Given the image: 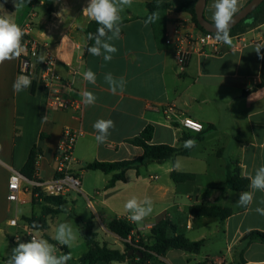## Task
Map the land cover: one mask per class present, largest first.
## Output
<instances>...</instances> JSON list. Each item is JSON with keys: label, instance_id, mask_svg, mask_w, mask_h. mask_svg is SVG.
<instances>
[{"label": "crops", "instance_id": "crops-1", "mask_svg": "<svg viewBox=\"0 0 264 264\" xmlns=\"http://www.w3.org/2000/svg\"><path fill=\"white\" fill-rule=\"evenodd\" d=\"M154 1L171 6L155 22L162 31L159 34L154 23L147 27L144 24L149 14L148 4ZM186 1L190 0H133L132 5L121 13L120 38L111 41L118 51L110 62H106L102 56H93L87 51L86 30L92 21L83 15L82 9L88 0H30L18 11L12 0L7 3L0 0L4 5L0 15H9L20 27L33 20L30 38L46 45L55 55L57 70L62 76L70 78L67 65L74 64L81 73L91 69L97 78L95 85L85 81L81 74L74 79L71 96L82 100L81 93L87 90L97 97L94 106L83 104L77 115L72 111L46 108L43 89L30 79L29 87L19 92L14 90L18 78L24 77L18 72L20 56L0 63V244L13 237L8 221L16 216L20 218V206L25 209L22 216L35 214L32 190L21 195V202L9 200L8 183L12 170L21 172L35 147L38 152L37 178L42 181L53 179L56 175L55 154L63 129L72 127L82 131L74 155L84 194L71 192L63 199L67 203L72 201L67 207L74 208L79 217L76 207L81 206V200L88 201V208H94L95 203L99 215L92 212L87 216L83 228L92 220L93 231L101 245L106 244L122 253L126 251L125 240L109 231L105 224L114 217H129L124 204L133 195L140 198L147 195L153 201V211L141 222L132 221L136 227L135 237L138 234L146 243L152 244L154 241L149 237L153 226L170 217L179 234L191 241H204L199 253L171 249L165 257L150 264H199L205 261L209 264H264V244L261 242H254L245 249V263L240 257L245 247L244 236L254 230L264 232V215L255 211L257 207H264L260 203L264 193L257 191L252 204L238 206L236 202L243 192L233 190L227 180V167L232 160L240 162L246 177L264 164V87H258L263 80L264 59L255 52L257 45H264V24L238 34L239 37H231V43H223L219 55L195 51L188 68L182 72L176 59V48L166 45L165 38L166 33L178 24L198 28L191 13L177 10ZM250 1L240 0V10ZM213 3L214 0H207L205 8V17L210 22H213ZM63 9L67 10L62 12ZM189 48L195 50L194 45ZM260 51L264 54V48ZM43 56L44 52L41 58ZM107 73L125 78L122 93H111L104 79ZM169 108L171 110L167 111ZM186 117L201 122L204 131L195 133L184 129L181 121ZM101 118L115 123L103 144L95 140L93 128ZM148 125L155 128L152 144L185 149L187 140L200 139L188 155L157 162L160 173L150 168L156 161L147 160L145 165L128 169L125 180L111 188L107 186L119 172L106 174L85 169L87 163L95 161L121 162L141 157L144 150L128 141L140 135ZM173 170L194 174L195 179L177 183L171 177ZM88 175L100 179L101 186L92 187L87 182ZM30 182L26 178L23 185L28 186ZM195 204L229 207L233 214L225 221L216 217H197L189 212ZM64 212L47 220L49 229L50 221H56ZM49 229L43 231V235L56 244L48 235ZM112 241L116 247L109 244ZM89 248L87 244L84 254ZM57 249L59 253L64 248L57 244ZM67 249L73 260L82 264L80 258L84 254L75 257L72 247ZM7 258L0 253V264ZM133 261H139V256L136 255Z\"/></svg>", "mask_w": 264, "mask_h": 264}, {"label": "trees", "instance_id": "trees-1", "mask_svg": "<svg viewBox=\"0 0 264 264\" xmlns=\"http://www.w3.org/2000/svg\"><path fill=\"white\" fill-rule=\"evenodd\" d=\"M196 2L197 0L186 1L180 4L177 7V10L187 11L191 13L196 26L199 29L204 30L198 23L196 17ZM170 8L171 6L167 3L154 1L148 4V16L154 11H159L160 14H163ZM261 24H264V1L245 20L239 23L236 27L230 29V38L238 34L246 33L248 30L255 28ZM154 26L158 34L159 32L162 33V31L156 27L155 23ZM98 27L99 25L92 21L86 30L87 37L89 36V33L95 34ZM93 44L94 40H89L88 48ZM258 87H264V75L262 83ZM154 130L155 128L153 125H148L140 133V135L128 141L130 144L139 146L144 150V154L138 159L121 162L95 161L92 163H87L85 165V169L100 170L106 174L119 172L115 174L110 180L107 188H111L115 186L118 181L125 180V173L128 169L145 165L147 160H154L158 163H163L166 160H175L180 155H188L190 153L191 149L189 148L181 149L166 144H152ZM191 139L196 141L199 140L200 137ZM37 160L38 152L34 147L21 173L31 182L43 183L44 181L38 179L36 175ZM171 177L177 183L195 179L194 174L179 172L177 170L172 171ZM227 180L235 191L244 192L249 190L250 181L246 176L243 175L242 168L238 160H232L228 165ZM38 202H41L45 205H54V207H50L47 213H45L47 216H56L61 212H64L68 208V203L65 199H63L62 197L48 196L44 193L41 187L36 186L32 189V205L35 206ZM189 212L191 215L197 217H216L220 218L222 221H225L233 214L232 209L229 207L211 206L207 204L192 205L189 209ZM24 220L30 225L32 229L34 224H38L41 227L42 231L49 229L47 220L41 217L32 215L31 217H24ZM105 226L109 231L124 240H126L136 228L135 225L132 222L128 221L126 218L118 217L112 218L105 224ZM93 229L94 223L92 220H89L83 228V233L90 248L89 251L80 258V262L82 264H110L112 262H128V264H132L131 262L135 259L136 255L129 254L130 251L142 253L143 257L139 259V261L142 264H150L152 261L160 260V258L165 257L168 251L171 249L182 250L190 253H199L204 246V241H191L185 235L179 234L177 225L170 217L162 219L160 222L153 226L149 237V239H152L154 241L152 244L146 243L143 238H140V245L143 246L144 250L135 248L134 246L126 243V251L122 253L120 250L109 248L106 244L101 245L98 242L97 234L93 231ZM10 240L15 243V239L10 238ZM254 242H261L264 244V232L254 230L244 236V238L242 239V243L245 245V247L240 254L242 263H245V260L243 258L245 249ZM63 248L65 250V253H69L67 247L63 246ZM199 264H209V262L205 261Z\"/></svg>", "mask_w": 264, "mask_h": 264}, {"label": "clouds", "instance_id": "clouds-1", "mask_svg": "<svg viewBox=\"0 0 264 264\" xmlns=\"http://www.w3.org/2000/svg\"><path fill=\"white\" fill-rule=\"evenodd\" d=\"M7 3V0H5ZM16 11L22 9L30 0H12ZM133 0H88L87 6L82 9L84 16L99 25L95 34L89 33L88 39L94 40V44L87 49L93 56H102L104 61L110 62L118 49L111 41L119 39L121 35V25L123 17L121 13L125 7H130ZM240 0H214L212 5L214 39L217 42L226 44L231 43L230 29L235 22V17L239 12ZM0 8H4L0 4ZM67 9H63L62 12ZM61 16V13H57ZM161 19L159 11L152 12L144 21L147 27L150 23H155ZM24 30L10 19L9 15H0V63L18 58L24 51L23 39ZM64 38V37H63ZM264 45H257L255 52L260 59H264L261 49ZM82 78L93 85L96 84V74L88 69L81 73ZM105 82L109 85L112 94L122 93L126 86L124 77L116 78L111 73L105 74ZM30 80L27 77L18 78L14 84V90L19 92L30 86ZM82 103L85 106H94L97 100L95 94L91 91L81 93ZM44 117L43 119H45ZM115 127L111 119H98L93 128L96 132L95 140L97 143H106L110 136V129ZM196 141L193 139L185 142L186 148H194ZM250 181V191L239 195L236 202L238 206L247 207L252 204L255 192L264 193V164L254 170V174L247 177ZM264 204V200L260 201ZM124 209L129 213V219L133 222H141L153 211V201L145 195L140 198L133 195L125 204ZM255 211L264 215V207H257ZM52 239L56 241L53 244L46 239L43 231L38 224L33 225V234L27 241H16V246L11 249V254L4 261V264H68L72 259L71 253L59 254L57 244L71 248L77 239V231L70 222L59 223L54 230Z\"/></svg>", "mask_w": 264, "mask_h": 264}, {"label": "built area", "instance_id": "built-area-1", "mask_svg": "<svg viewBox=\"0 0 264 264\" xmlns=\"http://www.w3.org/2000/svg\"><path fill=\"white\" fill-rule=\"evenodd\" d=\"M33 27L34 22L32 19L21 27L25 32L23 39L25 51L20 55L19 75L27 77L43 89L46 108L72 111L80 115L83 109L82 100L70 95L74 91V79L81 74L80 68L74 64H68L70 78L62 76L57 70L58 60L55 55L46 45L30 38ZM214 36V33L178 24L166 33L165 44L175 46L178 65L180 70L184 72L191 63L194 52L197 50L199 52L221 54L223 43L217 42ZM190 45H194L195 50L190 49ZM42 52H44V56L41 58ZM170 110L171 108L167 111ZM181 125L184 129L195 133H202L205 129L201 122L190 117L182 119ZM81 135L82 131L80 129L65 127L62 133V140L55 154V177L43 183L30 182V185L41 187L48 196L64 198L71 192L84 194L80 174L75 169L78 161L74 155L76 144ZM24 180L26 178L20 171L12 170L8 183V198L11 202H21V195L30 191L23 185ZM90 206H92L91 202ZM126 219L132 222L129 217H126ZM24 223L22 224V220L17 216L8 221L11 227H21L27 232V235L23 237L17 234L15 241H24L29 240V237L31 238L33 229L29 224ZM125 242L135 248L144 250L143 246L140 245V236L137 234L135 237V232H132ZM59 253L64 254V249H60Z\"/></svg>", "mask_w": 264, "mask_h": 264}, {"label": "rangeland", "instance_id": "rangeland-1", "mask_svg": "<svg viewBox=\"0 0 264 264\" xmlns=\"http://www.w3.org/2000/svg\"><path fill=\"white\" fill-rule=\"evenodd\" d=\"M154 161V160H153ZM154 163L152 166H150L151 170L153 171H157L160 173V168L157 164V162H152ZM87 182L92 186V187H100L101 185V181L100 179H95L94 176L88 175L87 176ZM28 189L32 190L33 186L32 185H28L26 186ZM92 193H88V195H91ZM72 202V201H70ZM68 201V203H70ZM88 201L86 200H81V206L80 207H76V211L80 214L79 216L75 215V209L74 208H67L68 210H66V212H64V214H61L59 216V218L56 219V221H50V229L48 231V235L49 236H53L54 234V230L55 227L62 222H70L73 224V227L76 229L77 231V239L76 241L73 243L72 249H73V254L75 255V257L81 256L82 254H84V252L87 249V243L84 239V237L82 236V228H83V224L84 221L88 218L87 216H90V214L93 212L95 215H99V211L98 208L96 207L95 203H94V208L92 207H87L88 205ZM29 207V206H27ZM35 216L36 217H41L43 219L46 220H50L53 219L54 217L51 216H47L45 213H47L48 209L50 207H54L53 204H42L41 202H38L35 206ZM26 208V207H25ZM25 212V209L23 206L19 207L18 210V216L21 218L22 220V224H25L24 222H26L24 220L25 216H22ZM27 223V222H26ZM28 224V223H27ZM99 227V226H98ZM10 232L12 234V237L14 239V237H16V235H20L21 237H23L24 235H27V232L21 228V227H11L10 228ZM31 233L33 234V230L31 231ZM28 237V236H27ZM46 238V236H44ZM30 239V237H29ZM47 239V238H46ZM52 243V242H51ZM119 243H121V241H119ZM111 246L116 247V244L114 243V241H112L111 243H109ZM16 246V242L13 243L11 240L9 239H5L3 243L0 244V253H4L6 256L9 257V255L11 254V249L13 247ZM172 253H176V252H172ZM180 253H184V252H180ZM61 254V253H59ZM177 261H179V259L176 258ZM174 261L172 260V263ZM68 264H77L76 261L73 260V258L68 261Z\"/></svg>", "mask_w": 264, "mask_h": 264}, {"label": "water", "instance_id": "water-1", "mask_svg": "<svg viewBox=\"0 0 264 264\" xmlns=\"http://www.w3.org/2000/svg\"><path fill=\"white\" fill-rule=\"evenodd\" d=\"M264 0H251L245 7H243L236 15L235 22L232 24L231 29L236 27L239 23L245 20L258 6L263 3ZM207 0H197L195 11L198 23L207 32L214 33L213 23L208 21L205 17V8ZM129 254L139 256V259L143 257L142 253L130 251ZM132 264H142L140 261H133Z\"/></svg>", "mask_w": 264, "mask_h": 264}]
</instances>
